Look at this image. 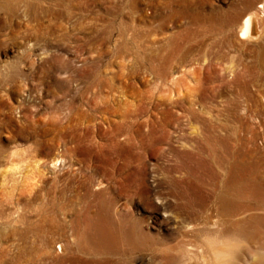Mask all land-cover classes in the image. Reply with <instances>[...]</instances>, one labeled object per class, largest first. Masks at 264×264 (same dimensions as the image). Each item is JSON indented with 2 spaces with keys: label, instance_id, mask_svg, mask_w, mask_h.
I'll list each match as a JSON object with an SVG mask.
<instances>
[{
  "label": "rangeland",
  "instance_id": "obj_1",
  "mask_svg": "<svg viewBox=\"0 0 264 264\" xmlns=\"http://www.w3.org/2000/svg\"><path fill=\"white\" fill-rule=\"evenodd\" d=\"M256 9L0 0V264H211L225 241L264 260Z\"/></svg>",
  "mask_w": 264,
  "mask_h": 264
},
{
  "label": "bare ground",
  "instance_id": "obj_2",
  "mask_svg": "<svg viewBox=\"0 0 264 264\" xmlns=\"http://www.w3.org/2000/svg\"><path fill=\"white\" fill-rule=\"evenodd\" d=\"M173 12H175L173 10ZM240 32L241 35H245L246 34H250L252 36H254L256 39L260 38L264 35V17L260 15L259 11L256 9L254 11H249V13L243 18L242 20V25L240 28ZM264 50V47H263ZM149 60V68L151 69V71L154 73V76H160L163 77L161 72H157L156 65L153 63V56H149L148 57ZM162 60L164 58H161ZM166 64L162 67L165 68L166 71H168L169 69H171L173 67V63H170L171 60V55H169V57H167L166 59H164ZM163 62V61H162ZM165 73V71H164ZM91 74V73H90ZM250 171V170H249ZM252 172V171H250ZM250 177V176H249ZM262 181V180H261ZM248 182V181H247ZM243 183V182H242ZM240 184V183H239ZM243 185V184H242ZM245 185V184H244ZM249 186V185H248ZM252 187V186H251ZM260 187V186H259ZM237 189V188H236ZM257 189V188H256ZM259 190V189H258ZM237 191V190H236ZM231 194V193H229ZM247 194V193H246ZM179 197V196H178ZM223 199V198H222ZM221 205V204H220ZM248 205V204H247ZM187 206V205H186ZM251 206V205H250ZM182 208V207H181ZM248 208V207H247ZM244 210V209H243ZM219 212V211H218ZM241 212V211H240ZM252 220V219H251ZM246 224V223H245ZM241 225V224H240ZM235 226V225H234ZM263 226V225H262ZM244 227V226H243ZM228 228V227H227ZM230 228V227H229ZM242 232V231H240ZM236 234V233H233ZM244 234V233H243ZM246 234V233H245ZM253 239V238H252ZM251 239V240H252ZM251 242V241H250ZM255 242V241H254ZM103 244V243H102ZM65 246V247H64ZM59 249L66 251V244L59 245ZM231 245L225 242H222V247L219 248H211L212 249V259H211V264H231V256L232 254V249H231ZM86 249V248H85ZM60 250V251H61ZM89 250V249H88ZM234 251V250H233ZM97 252V251H96ZM81 255V254H80ZM235 256V255H234ZM199 254H193L191 258H187L185 260H182L179 264H195V263H199ZM234 259V258H233ZM196 260V261H194ZM204 260V259H203ZM201 258V261H203ZM261 260V259H260ZM206 264V263H205ZM259 264H264V260H261Z\"/></svg>",
  "mask_w": 264,
  "mask_h": 264
}]
</instances>
